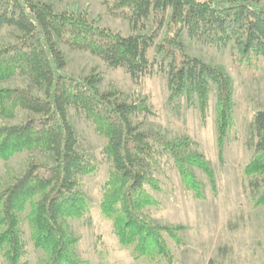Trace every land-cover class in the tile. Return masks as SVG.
<instances>
[{
  "label": "trees",
  "instance_id": "16d2710c",
  "mask_svg": "<svg viewBox=\"0 0 264 264\" xmlns=\"http://www.w3.org/2000/svg\"><path fill=\"white\" fill-rule=\"evenodd\" d=\"M108 8L112 14H123L134 33L123 36L82 15L59 12L44 0H0V30L11 26L22 33L16 43L0 49V82L22 75L43 92L41 96L29 87H0L3 116L14 117L18 108L34 115L19 125L0 126V160L26 149L52 158V162L31 161L21 176L0 191V250L7 264H27L21 258L19 228V212L27 206L36 246L47 255L42 264H88L75 253L77 240L65 224L66 218L84 214L87 203L77 190L79 176L96 169L77 149L71 107L83 111L107 138L106 153L113 170L105 184L102 209L113 219L120 242L133 246L139 255L173 261L164 233L174 236V229L141 215L157 203L145 188L157 186L149 171L157 162L158 149L171 153L187 186L198 196L199 184L189 165L203 167L215 185L207 164L198 156H183L180 142L134 123L136 115L150 112L144 102L101 92L98 77L66 72L67 60L59 43L90 51L111 67H123L135 80L153 67L149 50L155 48L158 67L167 73L171 99L195 96L203 111L214 84L222 155L232 125L233 84L220 69L188 55L183 35L222 46L234 42L243 53L264 54V4L261 0H111ZM148 25L149 33H137ZM254 128L256 155L247 172L264 174V110L256 114Z\"/></svg>",
  "mask_w": 264,
  "mask_h": 264
},
{
  "label": "rangeland",
  "instance_id": "374dc122",
  "mask_svg": "<svg viewBox=\"0 0 264 264\" xmlns=\"http://www.w3.org/2000/svg\"><path fill=\"white\" fill-rule=\"evenodd\" d=\"M59 12L82 15L100 27L123 36L133 34L123 14L109 11L111 0H44ZM264 4V0H261ZM146 31L149 33L151 25ZM264 34V29H262ZM136 33V32H135ZM22 33L15 27L0 30V49L16 43ZM185 51L223 71L233 84L232 125L224 139L223 154L219 150L218 94L211 85L205 110L197 97L183 94L171 99L167 73L158 67L159 55L149 50L153 67L135 80L123 67H111L101 57L87 50L59 43L67 60L66 72L85 78H100L101 92H114L119 99L144 102L150 112H141L133 121L142 129H152L182 144L183 156H198L214 176L203 167L189 165L188 170L199 184L200 196L187 186L171 153L158 149L156 164L149 174L157 186L146 190L157 203L142 210L141 215L153 224L174 229V236L164 233L173 261H152L146 254L125 246L115 232L113 219L102 209L105 184L113 161L106 153L107 138L97 131L92 120L75 107L69 119L78 137V151L95 167L88 175H80L78 191L86 199L81 216L65 219L69 233L76 238L75 253L88 264H264V174H248L247 168L256 155L258 137L254 128L256 114L264 110V54L243 53L234 42L226 46L203 42L183 35ZM3 88L29 87L35 94L43 92L29 78L15 75L0 82ZM34 116L18 108L14 117L0 112V126L19 125ZM31 161L52 162L50 155L26 149L0 160V191L21 176ZM29 206L19 212L21 258L27 264H42L45 251L36 246L28 218ZM2 226H0V230ZM0 264L7 260L0 250Z\"/></svg>",
  "mask_w": 264,
  "mask_h": 264
}]
</instances>
